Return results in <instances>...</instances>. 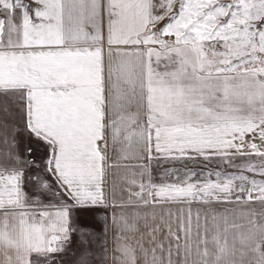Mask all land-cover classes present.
I'll return each mask as SVG.
<instances>
[{"label": "snow or ice", "instance_id": "obj_1", "mask_svg": "<svg viewBox=\"0 0 264 264\" xmlns=\"http://www.w3.org/2000/svg\"><path fill=\"white\" fill-rule=\"evenodd\" d=\"M161 160L220 168L157 183ZM241 201L264 205V0H0V264L106 261L109 223L114 264H264V211L142 212Z\"/></svg>", "mask_w": 264, "mask_h": 264}, {"label": "crops", "instance_id": "obj_2", "mask_svg": "<svg viewBox=\"0 0 264 264\" xmlns=\"http://www.w3.org/2000/svg\"><path fill=\"white\" fill-rule=\"evenodd\" d=\"M25 145L27 144V138L25 135L24 139ZM32 147L35 149V155L36 158L39 160L44 157L45 147L41 143H36L33 141ZM112 160H110V163L114 164V167H111L108 170V173L106 175L107 180V188L109 191H111L113 185L116 186V192L117 195H119V189L122 187L121 181H123L126 178H131V173L133 169L131 168L130 164L126 163L123 159L118 158L117 154L111 153ZM27 158V157H26ZM134 163V161L132 162ZM152 175L155 178L157 183L161 182V177L168 169H177L181 173L185 169H192L195 171H207L209 169L216 170L220 168V165L216 163L212 164H205L203 162H188V163H171V162H165L161 160L159 163L153 162L152 163ZM227 171H232V169H227ZM29 190H31V187L29 186ZM47 203V201L45 202ZM250 208L255 209L257 212L264 211V205H260L259 203L256 204H246L245 202L241 201L240 203H213L209 205H201V204H192L189 206L187 203L179 204V203H173L171 205L164 204L163 206H157L155 208L148 207L145 209H142V212L148 214V226H154L153 221L151 219V216L153 213L156 215V221L155 223L161 222V217H163V221L165 224L171 223L173 226V230H175L176 226V217L181 212L184 214L185 217H187V214L189 210L192 212L193 215V223H195V214L197 211L200 212L201 215V223H203V217L204 213L207 211L209 212V221L211 222V213H215L218 217H224L227 216L229 219V224L235 223L237 225H244L245 229L248 224L249 217L243 216L242 214L247 213ZM171 212V216L168 215V213ZM221 224L223 226V223L221 221ZM146 233L147 228L145 226V220L141 218L139 220V231L135 234V238H132L131 233H125L124 235L129 237L131 243L139 247L138 242L140 241V233ZM166 234V228L163 232H161L160 238L163 239L164 235ZM229 236L231 237V232L229 233ZM102 239L107 240V259L106 261L101 257L99 260H97L96 264H114L113 262V245H114V239H113V230L111 227V223H109V228L106 237H102ZM147 241L145 240V243ZM77 258V248L75 243H70L63 253H59L51 257L49 260L40 259L38 261V264H75Z\"/></svg>", "mask_w": 264, "mask_h": 264}]
</instances>
